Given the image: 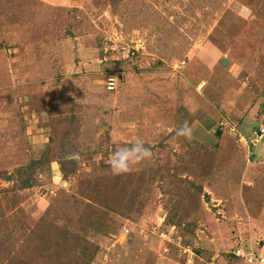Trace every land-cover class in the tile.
I'll use <instances>...</instances> for the list:
<instances>
[{
  "label": "rangeland",
  "instance_id": "rangeland-1",
  "mask_svg": "<svg viewBox=\"0 0 264 264\" xmlns=\"http://www.w3.org/2000/svg\"><path fill=\"white\" fill-rule=\"evenodd\" d=\"M261 4L0 0V253L80 264L88 240V264L264 256ZM184 121L190 140L175 133ZM64 137L72 172L58 162ZM137 138L151 158L114 174L113 151ZM30 164L33 186L2 178Z\"/></svg>",
  "mask_w": 264,
  "mask_h": 264
},
{
  "label": "trees",
  "instance_id": "trees-1",
  "mask_svg": "<svg viewBox=\"0 0 264 264\" xmlns=\"http://www.w3.org/2000/svg\"><path fill=\"white\" fill-rule=\"evenodd\" d=\"M116 0H111L112 4H115ZM252 4L254 3V1L256 0H249ZM258 3H262L261 5L264 6V0H257ZM263 8V7H262ZM263 13V12H262ZM68 98V97H67ZM220 126H218L217 131L219 132L218 135L222 134V130L219 128ZM66 132L68 134V136L70 135V127L66 129ZM50 141H52V144L47 146V149H45V151L42 153L41 158L38 160V163H40L39 165H41L44 162V158L55 149V145L57 144V142L55 141L54 137H50ZM70 142H72V140L67 139L66 137H64V140H61L60 143H58L59 149L61 150V153L58 157V162L60 163V167L62 168V170L67 169L68 172H72L75 170L76 168V161L74 160V158L72 157L75 154H72L73 150H67L66 147L70 145ZM71 148L75 149V146L73 145ZM67 150V151H66ZM36 166L33 165H27L24 167H19L16 168L15 172H11V173H4L2 175V178H4L7 181L16 179L17 183H19V188H28L33 186V182H32V177L34 174V168ZM99 184V182L96 184V189H97V185ZM82 193L84 196H86V192H84V190L82 189ZM92 195V196H91ZM89 198L92 197L93 200H95L97 203H101L100 198L97 197V195L93 196V194L89 193L88 194ZM103 206H106L109 209H113L112 207H110L109 205L103 203ZM47 217V216H45ZM173 223V222H171ZM54 225L56 227H60L58 225V222L54 223ZM32 236V234L30 235ZM29 236V237H30ZM33 237V236H32ZM4 244H0V248L3 246ZM89 245H93L92 243H90L88 240H86V242L81 243V248L80 250H78L75 253V258L80 262V264H88L90 263L95 254L94 252L88 249V247L90 248ZM31 251V250H29ZM33 251V250H32ZM1 252V250H0ZM13 260H15V262H19L21 263L22 261H25L23 258H21L18 254H7V256H3V254L0 253V261L2 264H11L13 262Z\"/></svg>",
  "mask_w": 264,
  "mask_h": 264
},
{
  "label": "clouds",
  "instance_id": "clouds-1",
  "mask_svg": "<svg viewBox=\"0 0 264 264\" xmlns=\"http://www.w3.org/2000/svg\"><path fill=\"white\" fill-rule=\"evenodd\" d=\"M192 128L184 121L175 129L177 136H182L187 140L192 138ZM152 156L150 147L139 138L132 141L129 145L117 147L109 160V165L114 174H120L131 170L132 166L141 161L149 160Z\"/></svg>",
  "mask_w": 264,
  "mask_h": 264
},
{
  "label": "built area",
  "instance_id": "built-area-1",
  "mask_svg": "<svg viewBox=\"0 0 264 264\" xmlns=\"http://www.w3.org/2000/svg\"><path fill=\"white\" fill-rule=\"evenodd\" d=\"M182 63H185V61H182ZM119 78L111 75L108 77L107 81V88L110 90H113L117 88V81ZM264 137V125L260 127L259 129L255 130L253 132V138L258 140V138ZM128 231V229H126ZM230 255L237 259V261L240 262V264H264V256L258 255L256 252L252 251L251 249H246L243 247H237L235 248ZM207 264H218L217 259L211 258Z\"/></svg>",
  "mask_w": 264,
  "mask_h": 264
},
{
  "label": "water",
  "instance_id": "water-1",
  "mask_svg": "<svg viewBox=\"0 0 264 264\" xmlns=\"http://www.w3.org/2000/svg\"><path fill=\"white\" fill-rule=\"evenodd\" d=\"M228 61H229V60H228L227 58H223V60H222V64L225 65V64L228 63Z\"/></svg>",
  "mask_w": 264,
  "mask_h": 264
}]
</instances>
